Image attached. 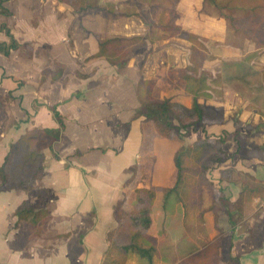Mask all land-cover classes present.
I'll return each mask as SVG.
<instances>
[{
	"label": "crops",
	"instance_id": "0c3cea01",
	"mask_svg": "<svg viewBox=\"0 0 264 264\" xmlns=\"http://www.w3.org/2000/svg\"><path fill=\"white\" fill-rule=\"evenodd\" d=\"M2 6L10 14L0 13V42L9 41L4 24L21 47L8 55L0 52V117L8 121L0 129V167L14 136L30 127H58L49 107L58 111L63 128L42 149L43 171L30 188L0 189V264H103L116 212L136 206L139 187L155 190L147 235L156 242L157 254L151 261L132 255L131 264H179L218 234L217 264H264V193L247 200L240 211H229L226 203L237 200L241 187L220 176L231 169L264 187V149L259 151L264 147L259 110L264 108L257 104L264 100V82L250 86L249 75L242 77L240 71L254 50L248 39L243 45L228 43L210 64L231 62L235 67L219 95L208 83L207 96H197L200 103L222 106L223 121L198 122L169 138L159 135L145 116H135L140 78L155 80V95L192 104L181 80L158 89L163 65L143 76L134 59L118 66L91 58L97 52L93 34H110H101L91 21L80 41L71 44L78 14L59 0H4ZM84 14L97 21L107 13ZM185 61L187 65L188 57ZM55 63L62 67L56 78ZM185 65L180 61L175 67ZM235 111L237 116H230ZM204 136H222L231 157L207 171L212 187L184 176L183 208L173 195L163 206L162 189L175 182L174 153ZM23 201L32 212L46 210L42 226L32 215L18 217Z\"/></svg>",
	"mask_w": 264,
	"mask_h": 264
},
{
	"label": "trees",
	"instance_id": "16d2710c",
	"mask_svg": "<svg viewBox=\"0 0 264 264\" xmlns=\"http://www.w3.org/2000/svg\"><path fill=\"white\" fill-rule=\"evenodd\" d=\"M0 0V13L9 15L10 12L2 6ZM60 3L72 9L76 14L82 15L89 11H102L107 13V9L101 5L100 0H59ZM214 0H202V4ZM226 3L242 5L249 9L254 7L264 16V0H226ZM112 13L115 14L114 11ZM175 15V10L162 7L157 17L158 28L165 32L167 37H179L189 41L191 49L197 50L195 45L198 36L185 28L170 23ZM9 37L8 42H0V52L8 55L11 50L21 47L16 42L9 29L3 24L1 26ZM244 39L254 42L255 49L264 46V42L258 36H253L250 32H244ZM97 43V52L91 56L102 57L112 65L121 66L125 57L130 51L143 48L147 45L146 38L141 34L130 36L112 35L99 36L93 34ZM213 64V58H209ZM197 62L193 57H188L189 63L178 69V78L184 84V90L192 95V104L186 106L171 97H159L154 94L155 80L140 78L136 89L140 108L135 116L143 115L151 120L156 132L163 137H173L176 130L194 126L196 123H218L224 119V108L213 106L197 101L198 95L207 96L205 92L209 85L206 74L201 69L202 62ZM58 77L62 72L60 64L55 63ZM206 75V76H205ZM54 120L58 123L57 128H40V130H25L17 139L10 144V149L4 157L0 167V189L3 188H30L40 177L43 171L42 154L34 148L37 133L59 137L63 128L62 118L55 107H49ZM223 137L204 136L193 141L191 144L180 146L173 156V163L176 169L175 182L171 187L163 188V206L169 196L173 195L178 208L184 207L181 197V189L185 175L193 176L201 185L212 187L208 180L207 171L215 164L220 163L229 157L223 147ZM264 147H260L263 150ZM258 153V150H257ZM56 156V154H54ZM264 156V155H263ZM57 157V156H56ZM264 158V157H263ZM222 179L236 181L240 184L239 197L234 202H227L229 211H240L244 203L250 198L264 193V187L258 184L255 179L246 173H237L231 169H224L220 172ZM155 197L153 188L139 187L136 192V206L132 210L119 208L116 212V225L108 230L106 238L108 248L104 255L103 264H131L130 258L136 255L139 258L151 261L157 254L156 242L148 235L147 230L151 224V206ZM212 208H215L212 205ZM16 214L19 218L33 216L37 226H42L48 218L46 210L32 212L26 201H23ZM220 234L214 240L197 252L189 255L179 264H217L219 259ZM233 262V259H231ZM235 261V260H234ZM237 261V260H236ZM236 264V263H235Z\"/></svg>",
	"mask_w": 264,
	"mask_h": 264
},
{
	"label": "rangeland",
	"instance_id": "374dc122",
	"mask_svg": "<svg viewBox=\"0 0 264 264\" xmlns=\"http://www.w3.org/2000/svg\"><path fill=\"white\" fill-rule=\"evenodd\" d=\"M100 3L107 9V14H102L103 17L97 21L94 17H91L92 14L87 15L88 18H86V14L76 16L78 21L73 26L75 28L72 27L70 30V35L73 37L71 38L68 35L70 37L69 42L73 44V40L80 41L82 34H84V26L90 27L91 21L94 22L93 25H96L97 30L103 35H143L147 40V45L130 51L123 64L127 60L134 59L143 76H148L150 70L163 65L160 70L162 79L159 87L157 86L158 89L161 87L166 88L167 83L174 84L180 81L178 69L182 67H175L178 62L181 61V65H185V59L193 57L199 63L201 58L204 57L203 67L201 66L197 73L204 72L207 75H205L207 83L214 85V94L219 95L222 91L221 87L231 81L230 75L234 74L232 70L235 67L231 62H226L223 67L224 62L220 61H215L216 64L210 66L209 62L211 60L209 58L215 60L216 55L222 53V49L227 47L228 43L243 45L246 41L244 32H250L264 42V16H261L255 7L249 9L242 7V5H235V3L230 6L226 3V0L209 1L205 5L202 4V0H100ZM162 7L175 10V15L170 20L171 24L181 26L198 36L195 45V48H198L197 50H190L189 41L181 40L182 38L176 36L173 38L167 37V34L158 28L157 17ZM83 20L84 25L81 24ZM166 38L171 39L166 40ZM249 44L251 50L254 49L255 51H251L252 53L249 55L252 56L246 62L248 65L242 64L240 71L242 77H244V73L249 75L247 80L250 82V86H262L264 82V46L255 49L253 47L254 42L251 40H249ZM77 45L79 46V44ZM160 61H163V63H160ZM251 61L252 63H250ZM208 64L209 66H207ZM220 67L223 70L215 71L220 70ZM149 75L152 76L153 74ZM153 92L159 93L157 89ZM257 104L264 108L262 98ZM255 110L259 109L256 107ZM259 111L264 114L263 110L260 109ZM236 112H233L230 116H237ZM6 123L8 121L0 117V129H3ZM15 123H20V121ZM29 130L37 131L40 128L30 127ZM17 137L14 136L11 139L12 143ZM52 139L53 137L38 132L35 137L34 148L41 153L42 149L50 146ZM137 259L145 260L142 258Z\"/></svg>",
	"mask_w": 264,
	"mask_h": 264
}]
</instances>
